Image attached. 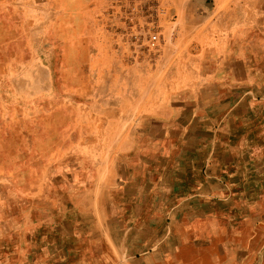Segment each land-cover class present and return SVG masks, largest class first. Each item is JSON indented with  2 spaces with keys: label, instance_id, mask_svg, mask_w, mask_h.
I'll use <instances>...</instances> for the list:
<instances>
[{
  "label": "crops",
  "instance_id": "0c3cea01",
  "mask_svg": "<svg viewBox=\"0 0 264 264\" xmlns=\"http://www.w3.org/2000/svg\"><path fill=\"white\" fill-rule=\"evenodd\" d=\"M230 11L165 20L170 42L190 29L191 45L222 49L185 76L197 84L178 83L173 101L117 138L111 179L83 167V183L50 199L39 170L25 169L15 200L0 197V222L16 224L0 227V239L17 236L6 249L15 258L0 264H264V7L247 10L256 23H245V6ZM27 152L22 159L39 158ZM94 153L83 146L87 165ZM31 223L47 241L26 247Z\"/></svg>",
  "mask_w": 264,
  "mask_h": 264
},
{
  "label": "rangeland",
  "instance_id": "374dc122",
  "mask_svg": "<svg viewBox=\"0 0 264 264\" xmlns=\"http://www.w3.org/2000/svg\"><path fill=\"white\" fill-rule=\"evenodd\" d=\"M241 6L245 23H256L247 10L264 7V0H0V197L15 200L29 167L39 170L50 199L83 183V167L100 182L111 179L117 138L151 106L173 101L178 83L197 84L185 76L209 68L199 60L222 49L191 45L190 29L179 32L181 43L170 42L165 20L206 21L211 9L230 18V9ZM153 34L158 41L151 47ZM95 118L105 122L86 123ZM83 146L97 155L88 165ZM28 150L39 158L22 159ZM18 210L8 208L13 222ZM3 226L16 230L15 222ZM41 226H28L26 247L47 241ZM16 246L15 233L2 237L0 262L15 258L6 249Z\"/></svg>",
  "mask_w": 264,
  "mask_h": 264
},
{
  "label": "built area",
  "instance_id": "2783aa9c",
  "mask_svg": "<svg viewBox=\"0 0 264 264\" xmlns=\"http://www.w3.org/2000/svg\"><path fill=\"white\" fill-rule=\"evenodd\" d=\"M157 41H158V37H157L156 34L151 35V36L149 37V39H148V43H149V45H150L151 47H154V46L156 45Z\"/></svg>",
  "mask_w": 264,
  "mask_h": 264
},
{
  "label": "bare ground",
  "instance_id": "6f19581e",
  "mask_svg": "<svg viewBox=\"0 0 264 264\" xmlns=\"http://www.w3.org/2000/svg\"><path fill=\"white\" fill-rule=\"evenodd\" d=\"M250 43H251V42H250ZM19 79H20V78H19ZM19 79H18V80H19ZM19 81H20V80H19ZM21 81H22V80H21ZM22 82H23V81H22ZM21 84H22V83H21ZM18 85H19V82H18ZM30 93H31V92H30ZM170 250H171V249H170Z\"/></svg>",
  "mask_w": 264,
  "mask_h": 264
}]
</instances>
